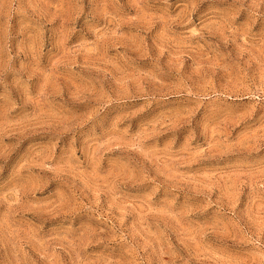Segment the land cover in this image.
<instances>
[{
  "label": "rangeland",
  "instance_id": "1",
  "mask_svg": "<svg viewBox=\"0 0 264 264\" xmlns=\"http://www.w3.org/2000/svg\"><path fill=\"white\" fill-rule=\"evenodd\" d=\"M0 264H264V0H0Z\"/></svg>",
  "mask_w": 264,
  "mask_h": 264
}]
</instances>
